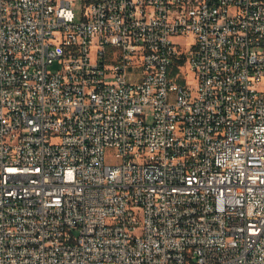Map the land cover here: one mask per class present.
Here are the masks:
<instances>
[{
	"label": "built area",
	"instance_id": "obj_1",
	"mask_svg": "<svg viewBox=\"0 0 264 264\" xmlns=\"http://www.w3.org/2000/svg\"><path fill=\"white\" fill-rule=\"evenodd\" d=\"M78 1L0 0V264H264V0Z\"/></svg>",
	"mask_w": 264,
	"mask_h": 264
},
{
	"label": "rangeland",
	"instance_id": "obj_2",
	"mask_svg": "<svg viewBox=\"0 0 264 264\" xmlns=\"http://www.w3.org/2000/svg\"><path fill=\"white\" fill-rule=\"evenodd\" d=\"M81 8H82V0H79V1H78V4H77V7H76L77 12H78L79 14L81 13ZM183 40H184V38H183L182 36H178V37H176V41H177V42H180V43L184 44V41H183ZM50 67H51V69H52L53 71H56V70H58L59 65L56 63V64L51 65ZM148 119L151 120V114H150V113H149V117H148Z\"/></svg>",
	"mask_w": 264,
	"mask_h": 264
}]
</instances>
